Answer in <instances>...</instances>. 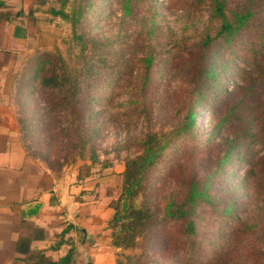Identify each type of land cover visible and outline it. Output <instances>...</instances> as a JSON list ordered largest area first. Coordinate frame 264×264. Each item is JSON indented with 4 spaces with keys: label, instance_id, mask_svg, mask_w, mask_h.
I'll use <instances>...</instances> for the list:
<instances>
[{
    "label": "rangeland",
    "instance_id": "1",
    "mask_svg": "<svg viewBox=\"0 0 264 264\" xmlns=\"http://www.w3.org/2000/svg\"><path fill=\"white\" fill-rule=\"evenodd\" d=\"M5 1L15 9L33 8L36 16L34 35L22 50L31 64L17 67L21 80L14 92L30 128L22 140L32 167L58 177L75 172L105 177V188L96 187L90 201L106 203L113 184L116 197L124 191V164L141 153L147 134L188 125L171 137L141 184L124 192L117 203L120 213L125 206L124 217L116 221L114 236L97 239V263L107 258L110 264H217L235 243L236 251L220 264H264V139L246 138L227 152L246 128L264 123L263 31L244 30L224 50L221 39L213 41L206 51L213 52L217 70L200 80L199 55L205 49L200 39L218 25L211 0ZM259 18L264 21V9ZM89 61L97 72L76 79L77 69ZM41 79L52 88H40ZM81 133L92 137L83 149ZM192 179L198 190L206 186V196L190 208L198 232L193 250L166 212L177 182L189 187ZM144 215L149 225L139 229Z\"/></svg>",
    "mask_w": 264,
    "mask_h": 264
},
{
    "label": "crops",
    "instance_id": "2",
    "mask_svg": "<svg viewBox=\"0 0 264 264\" xmlns=\"http://www.w3.org/2000/svg\"><path fill=\"white\" fill-rule=\"evenodd\" d=\"M24 21H9L0 35V264H98L95 244L110 239L113 208L110 200L95 203L90 195L109 179L31 173L14 93L18 68L28 55L24 43L32 35Z\"/></svg>",
    "mask_w": 264,
    "mask_h": 264
},
{
    "label": "trees",
    "instance_id": "3",
    "mask_svg": "<svg viewBox=\"0 0 264 264\" xmlns=\"http://www.w3.org/2000/svg\"><path fill=\"white\" fill-rule=\"evenodd\" d=\"M264 0H244L243 3L236 4L234 6L229 5L228 0H211L212 4V13L211 17L217 22V27L214 31L206 30L204 34L201 36L199 45L205 47V49L202 51V53L199 55V72H198V79L204 78H210L213 77L216 73V68H214V62L212 56L214 55L213 52L210 53L208 50L206 51L207 47H211L213 41L216 42L220 39L222 40V44L220 46L221 50L226 49L228 46L232 44L234 40H236L239 36H242L243 31H250V30H261L263 31L260 35L261 37L264 35V21H261L259 18V13L262 9H264V5H261ZM39 2V1H38ZM260 6H258V4ZM260 7V8H259ZM79 12L82 11L80 8L78 10ZM35 10L33 8H27V7H21L18 10H15L12 6L5 4L4 1L0 0V35L1 30L4 28L5 24H7L11 20L18 19V17H25L24 25L27 31H29L30 34L34 35V31H32L33 26L36 23V16L34 15ZM56 12V11H54ZM76 20L79 21V17L76 18ZM76 23V21L74 22ZM215 42V43H216ZM251 47H256V42L254 40L250 41ZM211 45V46H210ZM214 45V44H213ZM86 44L81 48V52L85 49ZM208 48V49H209ZM80 56L85 57L83 53L80 54ZM30 57V56H29ZM152 54L145 59V67L146 71L149 72L152 70L153 67V59ZM27 59V58H26ZM29 61L25 60L24 64L21 67H24ZM31 64V63H29ZM22 69V68H21ZM20 69V70H21ZM86 69V70H85ZM97 67L95 64H92L89 61L88 67L83 68L80 67L77 69L75 76L76 79H82L81 76H83L86 73H90V75H93L97 72ZM83 71V72H82ZM264 76V68L261 71V77ZM19 75L17 77L18 81ZM84 78H86L84 76ZM55 77L53 78V80ZM21 80V79H20ZM19 80V81H20ZM18 81V82H19ZM63 82V81H62ZM40 83V84H39ZM38 84L40 85V88L43 90H47L48 88L51 89L53 85H51V82L48 81V79L44 80L41 79ZM78 86L82 88L81 84L78 83ZM15 92L16 86L14 87ZM76 90L74 93V96L76 95ZM74 100L77 101L79 104V96H75ZM262 109H264L262 107ZM198 112V110H197ZM23 111L19 109V114ZM195 120H193L194 122ZM29 123V121H27ZM19 123H20V132H21V139H23L26 136V132L30 133L29 124L26 123L23 116L19 115ZM23 123V124H22ZM85 123V122H84ZM188 126V125H184ZM181 127L179 129L172 130L166 134H161L158 132L149 133L146 135L145 138H143L142 141V151L137 156H134L132 158L127 159V161L124 164L125 172L124 173V191L116 197L115 196V185L113 184V194L110 200V206L113 208V218L109 221L108 228L110 229V233L112 236H114L113 227L115 226L116 221H120L124 217V207H121V213L120 210L117 209V203L119 200L123 198V196L128 193L130 194L135 187L139 184H141L143 176L145 174V171L151 167L153 164L157 162V160L160 158L162 153L165 151V149L168 147V144L171 140L172 136L178 135L182 133L183 130H186V127ZM87 127L83 126V129L79 132H83L86 130ZM25 129V132L22 130ZM264 123L261 124V126L257 129H254L253 131L249 130V128H246L241 134H239L236 137L235 141H230L231 143L228 145L227 152H231L233 148H236V146L239 145L241 140H245L246 138L250 141H260L262 142V139H264ZM31 134V133H30ZM83 136L82 133L80 135V139L78 142V146L80 148H84L87 143H89L92 139L90 135ZM24 141V140H22ZM25 142V141H24ZM228 155H225V159H227ZM31 173L40 175V170L38 167H32ZM254 174V170L252 172V175ZM123 176V174L121 173ZM249 173V178L252 176ZM85 175H79V177H84ZM193 178H196L195 175H192ZM114 179L118 180L119 175H115ZM123 179V178H122ZM121 180V178H120ZM190 186L186 187L183 185L182 181L177 182V185L175 187V190L171 192V197L169 198L167 205H166V212L168 213V221L172 226H174V231H176L177 235L180 237H184L188 240L189 247L192 250L196 248L195 246H192L196 243L198 232L196 229L197 220L193 218V213L190 210L192 206H194L198 201L199 196L205 195V189L198 190L196 179L190 180ZM112 185V184H111ZM125 192V194H124ZM205 193V194H204ZM206 196V195H205ZM149 204L145 207L146 210L149 212ZM154 210L152 209V212H149L150 215L153 216ZM150 219H148L145 215L138 221V227L139 229L147 227L149 225ZM176 235V236H177ZM236 242V241H235ZM237 246L235 243L231 245V248L226 249L223 255L221 256V260H225L226 262L230 259L234 251H236ZM217 262V264H220V262ZM93 264V263H89Z\"/></svg>",
    "mask_w": 264,
    "mask_h": 264
}]
</instances>
